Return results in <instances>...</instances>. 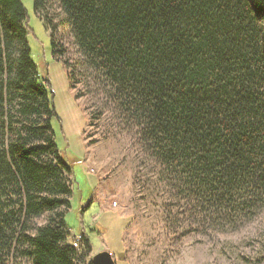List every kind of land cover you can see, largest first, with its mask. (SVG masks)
Instances as JSON below:
<instances>
[{
  "label": "trees",
  "instance_id": "trees-1",
  "mask_svg": "<svg viewBox=\"0 0 264 264\" xmlns=\"http://www.w3.org/2000/svg\"><path fill=\"white\" fill-rule=\"evenodd\" d=\"M59 2L86 70L195 206L228 223L264 207V0ZM29 32L23 1L0 0V264L21 247L34 264H93L87 235L81 251L67 242L64 214L28 231L32 218L70 203V165L44 158L56 152V112Z\"/></svg>",
  "mask_w": 264,
  "mask_h": 264
},
{
  "label": "rangeland",
  "instance_id": "rangeland-1",
  "mask_svg": "<svg viewBox=\"0 0 264 264\" xmlns=\"http://www.w3.org/2000/svg\"><path fill=\"white\" fill-rule=\"evenodd\" d=\"M22 1L28 11L31 57L48 80L56 112L50 121L56 152L44 158L57 164L59 156L70 165L63 171L70 191L63 196L70 206L32 218L30 234L59 213L69 230L68 243L83 234L90 238L87 260L107 250L116 264H264V207L228 223L195 206L181 181L155 156L136 121L86 70L59 0H40L38 14L34 0ZM66 66L76 70L73 87ZM22 249L9 264H34Z\"/></svg>",
  "mask_w": 264,
  "mask_h": 264
},
{
  "label": "water",
  "instance_id": "water-1",
  "mask_svg": "<svg viewBox=\"0 0 264 264\" xmlns=\"http://www.w3.org/2000/svg\"><path fill=\"white\" fill-rule=\"evenodd\" d=\"M91 260L93 264H116L113 255L107 250L96 253Z\"/></svg>",
  "mask_w": 264,
  "mask_h": 264
},
{
  "label": "built area",
  "instance_id": "built-area-1",
  "mask_svg": "<svg viewBox=\"0 0 264 264\" xmlns=\"http://www.w3.org/2000/svg\"><path fill=\"white\" fill-rule=\"evenodd\" d=\"M81 242H82V235H80V236H78V237H75L74 239H73V243H71L77 250H80V248H81V246H80V244H81Z\"/></svg>",
  "mask_w": 264,
  "mask_h": 264
},
{
  "label": "crops",
  "instance_id": "crops-1",
  "mask_svg": "<svg viewBox=\"0 0 264 264\" xmlns=\"http://www.w3.org/2000/svg\"><path fill=\"white\" fill-rule=\"evenodd\" d=\"M125 250H126V249H125ZM126 255H127V254H126ZM126 255H125V256H126Z\"/></svg>",
  "mask_w": 264,
  "mask_h": 264
}]
</instances>
